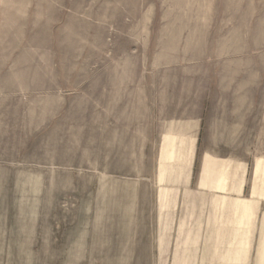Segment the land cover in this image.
<instances>
[{
    "label": "rangeland",
    "instance_id": "374dc122",
    "mask_svg": "<svg viewBox=\"0 0 264 264\" xmlns=\"http://www.w3.org/2000/svg\"><path fill=\"white\" fill-rule=\"evenodd\" d=\"M203 151L264 153V0H0V264L209 263Z\"/></svg>",
    "mask_w": 264,
    "mask_h": 264
},
{
    "label": "crops",
    "instance_id": "0c3cea01",
    "mask_svg": "<svg viewBox=\"0 0 264 264\" xmlns=\"http://www.w3.org/2000/svg\"><path fill=\"white\" fill-rule=\"evenodd\" d=\"M176 144L161 146L158 176H164L170 165L165 160L174 158L181 147ZM196 155L189 152L182 176H193ZM199 163L194 174L196 203L184 208L195 213L190 219L195 222L197 260L264 264V153L222 157L203 151Z\"/></svg>",
    "mask_w": 264,
    "mask_h": 264
}]
</instances>
